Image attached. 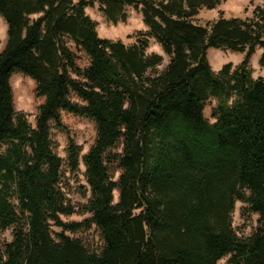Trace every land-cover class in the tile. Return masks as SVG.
Returning a JSON list of instances; mask_svg holds the SVG:
<instances>
[{"label": "trees", "instance_id": "trees-1", "mask_svg": "<svg viewBox=\"0 0 264 264\" xmlns=\"http://www.w3.org/2000/svg\"><path fill=\"white\" fill-rule=\"evenodd\" d=\"M221 0H0L7 40L0 52V264H264V74L249 59L262 47L264 9L207 23L200 9ZM98 4L106 20L140 9L148 34L169 62L162 71L147 42L127 45L98 35L85 11ZM32 15H37L32 18ZM89 63L79 67L76 53ZM208 48L245 52L214 72ZM19 71L44 98L32 127L16 112L10 85ZM75 75V77L73 76ZM74 94L81 102L73 101ZM216 105L209 122L207 99ZM92 120L95 141L82 156L90 197L83 221L59 187L62 159L50 137L61 112ZM121 143V152L112 149ZM81 147L70 137L66 163L77 171ZM106 161L121 173L110 177ZM118 200L114 202V190ZM256 213L239 236L235 202ZM95 225L102 244L90 251L75 232ZM52 226L61 230L55 233Z\"/></svg>", "mask_w": 264, "mask_h": 264}, {"label": "rangeland", "instance_id": "rangeland-1", "mask_svg": "<svg viewBox=\"0 0 264 264\" xmlns=\"http://www.w3.org/2000/svg\"><path fill=\"white\" fill-rule=\"evenodd\" d=\"M256 7L264 9V0H221L214 8H202L197 15L201 23H207L215 20L220 16L223 17H247L253 14ZM126 19L112 23L103 16L98 9V4L85 8L86 13L97 23V32L100 37L112 40H120L127 45L136 43L137 41H146V53H158L162 55L163 61L156 67V71H162L169 62V57L163 52L160 44L148 34V28L145 26L140 9H135L132 6H126ZM37 15H32L34 18ZM7 40V25L0 16V52L3 50ZM69 46L76 53V63L79 67H85L89 63L87 55L82 51H77L72 42ZM262 47H256L249 59V65L253 77H258L264 74V63L261 65ZM207 57L210 64H215L221 67L226 63H231L233 67L239 65L245 52H233L220 48H209ZM219 69V70H220ZM213 70V69H212ZM216 70L214 72H218ZM75 77V75H73ZM10 85L13 93V103L16 112H23L27 116V120L32 127L35 126V116L38 107L43 103L44 98L36 94L35 81L29 76L15 71L10 77ZM71 99L76 102H81L74 94L70 95ZM216 105L214 98L206 100L204 105V116L209 122H214L211 116L213 107ZM61 121L65 125L64 130L59 129L54 122H50V137L53 143L56 154L62 159V173L59 182V187L64 193L66 200L70 203L75 213L71 215H62L61 219L65 222L83 221L90 215L83 211V206L90 197V189L85 179V167L82 161V156L88 152L95 141V124L89 118L77 116L72 113L62 111ZM69 137L81 147L79 166L77 171H70L67 167V146ZM114 153L121 152V143L112 149ZM110 177L113 181H117L121 168L117 161H106ZM114 202L118 200V191L114 190ZM245 203L240 201L235 202L234 211L232 213V224L236 233L239 236L249 235L256 227L258 215L256 213H242V208ZM53 236L61 229L52 226ZM71 237L79 238L86 248L90 251H98L102 241L95 225L82 228L75 232H65ZM11 238L10 230L0 234V241H9ZM218 264H231L229 255L221 258Z\"/></svg>", "mask_w": 264, "mask_h": 264}, {"label": "crops", "instance_id": "crops-1", "mask_svg": "<svg viewBox=\"0 0 264 264\" xmlns=\"http://www.w3.org/2000/svg\"><path fill=\"white\" fill-rule=\"evenodd\" d=\"M209 49V48H208ZM208 51V50H207ZM208 55V54H207ZM209 57V56H208ZM207 57V58H208ZM209 61V60H208ZM209 63H211V62H209ZM211 65V68L214 70V71H216V70H219L220 69V66H217V65H215V64H210Z\"/></svg>", "mask_w": 264, "mask_h": 264}]
</instances>
